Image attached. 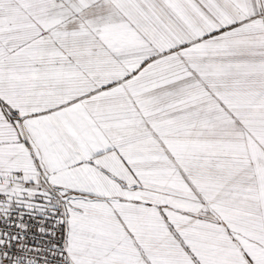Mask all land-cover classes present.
<instances>
[{
    "label": "snow or ice",
    "instance_id": "6c2138e0",
    "mask_svg": "<svg viewBox=\"0 0 264 264\" xmlns=\"http://www.w3.org/2000/svg\"><path fill=\"white\" fill-rule=\"evenodd\" d=\"M0 264H264V0H0Z\"/></svg>",
    "mask_w": 264,
    "mask_h": 264
}]
</instances>
